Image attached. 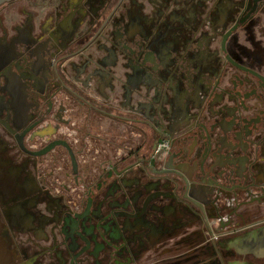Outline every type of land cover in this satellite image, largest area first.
Here are the masks:
<instances>
[{
	"label": "flooded vegetation",
	"instance_id": "af4514ba",
	"mask_svg": "<svg viewBox=\"0 0 264 264\" xmlns=\"http://www.w3.org/2000/svg\"><path fill=\"white\" fill-rule=\"evenodd\" d=\"M16 1H25L27 6L18 9L17 20L10 28L13 32L10 38L4 17L0 16V92L9 97L2 101L0 95V126L30 159L14 166L0 143V191L6 193L8 189H14L15 192L13 197L5 198L3 209L0 206V264L8 262L1 243L13 254L11 262L43 264L40 258L51 253L56 255L53 251L57 250L59 239L64 240L61 230L59 234L52 231L51 246L34 254L18 245L19 236L24 234L31 246L35 241L45 243L51 238L45 234V229L39 230L40 236L34 234V208L40 205L39 195L48 191L46 185H39L36 180L38 165L35 159L48 155L57 147L67 151L75 176L80 172L81 177L92 183L99 180L95 191L92 185H83L79 180L80 188L89 192L85 206L80 197L79 201L65 208L63 218L74 217L88 207L93 214L108 216L109 212H102L109 204L111 194L115 196V191L131 187L138 194L143 188L139 176L142 172L154 175L150 177L154 182L159 180L154 178L155 175L164 173L163 170H177L173 167L158 170L151 164L163 142L168 144L165 152H171L177 146V140L186 136L192 143L190 150L203 142L202 164H206L219 145H226L223 123L211 129L214 122L225 123V116H232L230 124L241 132V137L248 139L254 149L255 162L264 160V0H157L159 18L153 21L152 30L174 31L177 46L167 49L165 59H169L164 61V67L133 58L134 68L140 76L137 80L129 78L124 82L115 78L113 67L116 62L131 58L124 50L132 42L120 28H114L113 23L126 0H14L11 3ZM75 41L76 48L72 49ZM77 86L86 90L87 96L78 91ZM63 93L108 119L143 126L151 131V136L141 134L142 144L137 147V152L129 155L134 160L122 169L95 155L96 151L87 148L92 144L87 145L86 141L89 153L83 156L77 155L72 144L65 139H55L39 150L28 148L26 139L48 117L55 116L56 103ZM94 100L108 101L113 110L102 109ZM174 121L180 124L178 130L172 129ZM28 129L23 139L28 150L40 151L54 141H65L75 155L77 172L64 146H56L42 156L25 153L19 146L17 135ZM147 142L153 151L149 155L141 154V146ZM127 157L122 156L121 160ZM148 159H151L150 163ZM82 164L90 169L89 172L81 171ZM33 165L34 172L29 169ZM178 176L184 178L181 174ZM161 179L158 192H164L173 200L175 179ZM181 185L185 190L184 179ZM247 185L255 187L258 184L250 182ZM260 188V199L264 200V183ZM190 191L197 193L195 189ZM18 192L25 196L22 203L13 201ZM183 201L191 203L186 199ZM58 206L53 227L62 220L59 212L64 206ZM97 207L98 210L94 211ZM38 221L46 226L51 223V219L44 216ZM230 244L243 254L254 253L263 257L264 225L232 239ZM99 260V264H109L107 259ZM95 261L92 258L93 264ZM220 261L221 256L196 262L195 258L188 256L182 258L180 264H220ZM52 263L58 264V261Z\"/></svg>",
	"mask_w": 264,
	"mask_h": 264
},
{
	"label": "crops",
	"instance_id": "0c3cea01",
	"mask_svg": "<svg viewBox=\"0 0 264 264\" xmlns=\"http://www.w3.org/2000/svg\"><path fill=\"white\" fill-rule=\"evenodd\" d=\"M26 6L25 1H16L0 7V16L4 17L9 38L13 33L10 28L17 20L16 13L18 9ZM157 8V0H126L114 20L113 27L120 28L125 37L130 38V41L134 43V46L131 43L130 48L127 47L124 50L129 54L128 57L131 58H126L127 61L122 59L116 62L113 67L115 78L121 80V82L129 78L137 80L138 76H140L137 68H134L133 58H139L152 65L156 63V65L164 67L166 65L164 61L169 59V57L165 59L167 49L177 46L178 38L174 37L176 34L174 31L162 33L160 28L157 32L152 30L153 21L159 18ZM149 35H151L150 39ZM144 43L145 48L142 49ZM231 119L232 116L230 118L225 116V123L219 121L212 124L211 129L215 125L223 123L226 131V145H219L206 164H202L205 150L203 149L202 152L201 150L199 151L201 153H196V148L200 149L202 147L199 146L200 143H197V147L190 150L192 143L189 142V136L177 140L178 150L172 149L171 152L160 150L155 153L151 164H154L158 170L171 168L169 166H174L175 164L176 167L174 169H177L183 176L191 180L197 177L198 171H201L200 181L203 183L208 185L219 183V185L227 189L236 185V189L223 190L217 187L220 194L219 201L212 205L204 206V214L194 204L174 198L170 200L169 205L162 209L168 215L164 222L160 221V217H152L151 215H145L140 219H131L125 216L119 218L110 217V214L114 212L126 213L132 211L131 206L128 205L127 207L128 197L138 201V205L141 207L139 201L144 192L150 195L160 193L158 189L163 180L159 178L158 181L153 182L150 177L154 175L151 176L142 172L139 176L142 179L143 188L138 194H136L137 192L133 187L115 191V196L114 193L111 194L109 204L105 206L104 212H102H109V214L108 216L105 214L101 215L102 219H105L100 225L101 228L94 230L91 236L88 237L91 246L87 252L79 255L83 249L87 248L86 242L80 237H75L74 241L71 239L66 240L65 238L64 240L59 239L57 250L51 249L54 250L53 254H56L59 259L58 264H66L67 259H69V264H78L84 254L91 255L96 260V264H99L100 258L109 260V264H156L155 261L162 256L161 254H164L163 256L168 259L164 261V264H180L181 259L188 256L195 258V262L201 259L208 261L220 256V251L225 249L223 242L226 240H222L224 235L239 232L242 229L253 227L263 222L264 200L260 199L262 196L260 187L264 183V160L255 162L254 149L250 146L248 139L241 137V132L230 124ZM179 126L180 124L174 121L173 128H171L178 130ZM164 159L166 160L165 164L163 163ZM140 169L144 171L142 166H140ZM245 169L247 170L246 173L244 172ZM177 180L175 179V182ZM250 182H255L258 185L255 187L247 185ZM239 184H243L244 187ZM106 194L108 196L109 192ZM251 200H254V202H251ZM150 206L160 210L157 200L151 202ZM231 206H234V215L239 218L233 220L231 224L225 225L226 214L232 213L228 209ZM97 210L98 207L94 209V211ZM183 210L186 211L185 214ZM221 217L224 218V222L221 221ZM233 217L232 219H234ZM99 222L96 217L92 222H86V230L90 233ZM34 227V234L38 236L40 229H46V224L38 223ZM103 228H105V231ZM254 229L259 228L253 227L251 230ZM212 232L220 236L217 243L211 240ZM177 241H181L180 245H178L180 247L176 245L173 249L169 247L164 249L163 253H158V248L164 243L170 242L173 244ZM198 248H202L203 251L194 253ZM226 250H228V247ZM123 251L125 252L124 255ZM254 255L257 258L264 259V256L258 257L256 254ZM76 256L78 258H75ZM157 264L160 263L158 262Z\"/></svg>",
	"mask_w": 264,
	"mask_h": 264
},
{
	"label": "rangeland",
	"instance_id": "374dc122",
	"mask_svg": "<svg viewBox=\"0 0 264 264\" xmlns=\"http://www.w3.org/2000/svg\"><path fill=\"white\" fill-rule=\"evenodd\" d=\"M231 22L228 23L230 26ZM83 37L85 34H82ZM81 38V37H80ZM78 38V39H80ZM82 44V41L79 42ZM76 41L73 44L72 49L76 47ZM78 91L82 94L87 96V91L82 89L80 86H77ZM86 93V94H85ZM59 97L58 102L56 103V113L55 116H50L46 119V122L35 129L29 137L26 139V145L28 148L33 150H39L47 145L49 142L55 139H65L69 141L76 154L79 156H83L87 153V148L91 147V151H96L95 155L101 157L102 160H108L110 165L117 166L118 169H122L127 164H129L133 157H130V152H137V147L142 144V137L141 134L143 133L146 137L151 136V131L146 129L143 126L137 125H130L124 122H119L116 120L108 119L106 116L97 114L93 110H91L87 105L83 103H79L70 95L63 93ZM2 96V101L9 98L5 95V92H0ZM99 107L104 110H113L110 106V103L107 101H95ZM132 116H136L135 114H131ZM140 134V135H139ZM87 145L92 144V146ZM203 141V140H202ZM0 143L2 147L5 149V155L8 160L13 161L15 164L14 166H20L22 163H25L30 157L26 156L22 153L19 148L16 146V142L12 136H10L1 126H0ZM144 145L141 146L142 154L149 155L153 149L151 148V144L143 143ZM203 142L200 141V145L202 146ZM174 149H179V146L173 147ZM203 150L201 147L196 148V153ZM140 152V153H141ZM128 156L126 159L121 160V158ZM166 160L164 159L163 163ZM36 165H38V172L35 171L34 165L29 166V169L33 172L37 173L36 180L38 181L39 185H46L48 187V191L46 190L44 194L39 195L40 205L34 208V216H35V224H38V219L40 220L42 216L51 219V223L46 226L45 232L49 235L50 240L48 242L42 243L41 240L38 242L35 241L33 243L34 246L29 245L27 242V237L24 235L19 236V244L20 247L25 250L29 249L30 254H34L35 252L42 251L43 247H50L51 240L53 236V232L58 233V228L55 225V221L53 219L54 216L57 214L58 205L61 204L64 206V210L59 212L61 219L63 218V214L65 213V208L67 206H72L73 202L79 201L80 197L82 198L81 201L83 202V206H85L86 199L89 196L88 189H81L79 180L83 182V185L90 186L92 185V190H96V186L99 183V180L92 181L88 180V178H84L80 176V172L77 176H75L72 172L71 163L67 154V151L63 147H57L48 155L35 159ZM165 164V163H164ZM85 166V167H84ZM83 170L82 172H89V168L86 165L82 164ZM169 167H176L169 166ZM154 178H164V177H172L174 179H178L182 182L184 179L182 176H178L172 173H159L155 175ZM201 171L197 172V177L195 179H189L191 183L194 184H201ZM23 177L20 178L22 180ZM90 181V182H89ZM161 189L159 187L158 191ZM157 190V189H156ZM184 189H182L183 191ZM14 189H8L6 193L0 191V206L3 209L6 200L5 198L13 197ZM98 194V193H97ZM150 194L143 193L139 204L142 205L147 197ZM182 195V192L180 196ZM14 202L22 203L25 201V196H23V192H18L16 196H14ZM163 199V200H162ZM182 199V198H181ZM158 203V207L160 210L157 209V218L160 217V221L164 222L167 219L168 215L163 212V208L169 205L171 199L169 198H155ZM184 200V199H183ZM256 200V199H255ZM164 201V202H163ZM167 201V202H166ZM45 202L44 204H41ZM254 202V200H251ZM3 206V207H2ZM226 207V205H225ZM6 208V207H5ZM183 209V208H182ZM232 213L226 214L225 218V225L231 224L233 220L239 218L238 216L234 215V206L228 208ZM228 210V211H229ZM3 211V210H2ZM83 212V211H82ZM256 212V211H255ZM185 214L186 211L183 210ZM233 214V215H232ZM151 215V214H150ZM148 215V216H150ZM153 217V215H151ZM234 216V217H233ZM4 217V216H3ZM232 217L234 219H232ZM221 221L224 222V218L221 217ZM264 225V221L261 223L256 224L255 228H259ZM53 227V228H52ZM252 226L242 229L239 232H232L228 233L223 236L222 240H226L223 242L225 249L220 251L222 261L220 264H231L234 261L247 263V264H264V259L257 258L254 254H241L238 249L232 247L230 244V240L236 237H241L247 234L252 228ZM53 231V232H52ZM22 233V231H20ZM56 233V235H57ZM35 238V237H34ZM37 240V238H35ZM54 239V238H53ZM181 241L174 242L173 244L170 242L164 243L162 246L158 248V253H163L164 249H168L171 247H176V245H180ZM216 243L218 241H215ZM172 244V246H170ZM193 245V244H192ZM3 247V255L5 256L7 263L4 264H17L10 261V256L13 254L8 252L4 247V244L1 243ZM180 247V246H178ZM228 247V250L226 248ZM38 250H37V249ZM36 250V251H35ZM162 251V252H161ZM203 251L202 248H198L194 253H200ZM160 255V254H159ZM160 258L156 259V264L159 262L160 264H164V261L168 260L167 257H164V254H161ZM59 259L56 255L46 254L40 258L39 261H42L43 264L57 262ZM69 259H67L66 264H69ZM80 264H93L91 255H83L80 259Z\"/></svg>",
	"mask_w": 264,
	"mask_h": 264
},
{
	"label": "water",
	"instance_id": "95a60500",
	"mask_svg": "<svg viewBox=\"0 0 264 264\" xmlns=\"http://www.w3.org/2000/svg\"><path fill=\"white\" fill-rule=\"evenodd\" d=\"M14 0H0V7H2L5 4L11 3ZM29 131L26 130L24 131L22 134L17 135V140L19 143L20 148L27 154L33 155V156H42L48 152H50L53 148H55L56 146H64L68 151L69 154L71 156L72 162H73V167H74V171L77 172V161L75 158V155L71 149V147L65 142V141H54L52 143H50L48 146H46L44 149L40 150V151H31L28 150L23 142L24 136L26 135V133ZM12 133H14V131H11ZM151 159H148L147 162L150 163ZM131 165L130 167L135 166ZM129 167V168H130ZM152 169H154L153 166H151ZM162 172H167V173H176L177 175H180L181 173L178 170H172V171H168V170H163ZM182 175V174H181ZM184 182L186 183V187L185 190L182 191V185H181V181L177 180L175 182V188H176V193L173 195V198H178L179 200L182 199H186L188 201H190L192 204H194L195 206L199 207L201 209V212L204 214L205 210H204V206L206 205H212L215 203V200H218L220 198V194H219V189H223V190H234L236 189V187H231L230 189H227L226 187L219 185V183H215L216 185L211 186V185H206V184H198L195 185L194 183H191L189 181L188 178H186L184 176ZM213 185V184H212ZM216 187H219L216 188ZM190 189H195L196 190V194L191 192ZM123 189L119 190L122 191ZM182 192V195L180 196ZM214 197V198H213ZM155 198H170L168 197L164 192L162 193H158L157 195H149L147 197V199L145 200V202L141 205V207L138 205V201H136L134 198H129L127 199V207L128 205L131 206L132 211L131 212H126V213H122V212H114L110 214V217L113 218H119V217H127V218H131V219H140L143 218L145 215H153V216H157V209L153 208V206L151 207L150 204L151 202H153L155 200ZM182 198V199H181ZM97 218L100 222L98 225H96L93 230L89 233V231L86 230L85 227V223L89 222L91 219ZM105 219H102V216L100 214H93L92 210L90 209V207H88V209H86V211L82 212V213H77L74 215V217H64L62 218V220L60 221V224L57 225L58 230H61V235L67 240V239H71L74 241L75 237H80L83 241L86 242L87 244V248L83 249V251L79 254L82 255L83 253L87 252L88 249H90V241H89V236H91V233H93L94 230H98V228H101L100 225L103 223ZM103 230L105 231V228H103ZM73 250V248H72ZM75 250V249H74ZM75 258H78V256H76Z\"/></svg>",
	"mask_w": 264,
	"mask_h": 264
},
{
	"label": "built area",
	"instance_id": "2783aa9c",
	"mask_svg": "<svg viewBox=\"0 0 264 264\" xmlns=\"http://www.w3.org/2000/svg\"><path fill=\"white\" fill-rule=\"evenodd\" d=\"M167 146H168L167 142H163V143H161V144L158 146V151L166 149ZM219 239H220V236L217 235L216 233H213V232H212V238H211V240H213V241H218Z\"/></svg>",
	"mask_w": 264,
	"mask_h": 264
},
{
	"label": "bare ground",
	"instance_id": "6f19581e",
	"mask_svg": "<svg viewBox=\"0 0 264 264\" xmlns=\"http://www.w3.org/2000/svg\"><path fill=\"white\" fill-rule=\"evenodd\" d=\"M242 249V248H241ZM257 251V250H256Z\"/></svg>",
	"mask_w": 264,
	"mask_h": 264
}]
</instances>
